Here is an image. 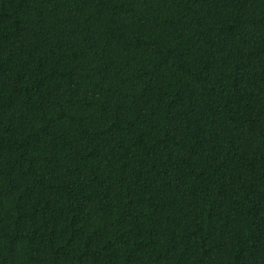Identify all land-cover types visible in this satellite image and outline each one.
<instances>
[{
  "label": "trees",
  "instance_id": "obj_1",
  "mask_svg": "<svg viewBox=\"0 0 264 264\" xmlns=\"http://www.w3.org/2000/svg\"><path fill=\"white\" fill-rule=\"evenodd\" d=\"M0 264H264V0H0Z\"/></svg>",
  "mask_w": 264,
  "mask_h": 264
}]
</instances>
